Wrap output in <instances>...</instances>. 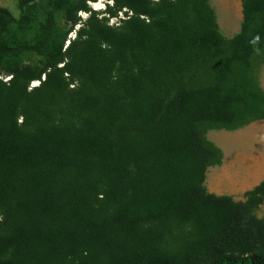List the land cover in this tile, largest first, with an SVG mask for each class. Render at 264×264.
<instances>
[{
    "label": "trees",
    "instance_id": "16d2710c",
    "mask_svg": "<svg viewBox=\"0 0 264 264\" xmlns=\"http://www.w3.org/2000/svg\"><path fill=\"white\" fill-rule=\"evenodd\" d=\"M15 1L16 19L0 8V264H264V180L242 202L202 187L220 159L205 132L264 118V0H239L230 39L206 0H109L106 18L126 10L114 27L97 0Z\"/></svg>",
    "mask_w": 264,
    "mask_h": 264
},
{
    "label": "crops",
    "instance_id": "0c3cea01",
    "mask_svg": "<svg viewBox=\"0 0 264 264\" xmlns=\"http://www.w3.org/2000/svg\"><path fill=\"white\" fill-rule=\"evenodd\" d=\"M206 1L218 34L224 39L233 37L241 22L240 1ZM204 137L220 152L219 163L205 169L204 191L242 202L244 193L264 180V118L231 131L210 130ZM257 209L256 217L264 222V200Z\"/></svg>",
    "mask_w": 264,
    "mask_h": 264
},
{
    "label": "rangeland",
    "instance_id": "374dc122",
    "mask_svg": "<svg viewBox=\"0 0 264 264\" xmlns=\"http://www.w3.org/2000/svg\"><path fill=\"white\" fill-rule=\"evenodd\" d=\"M105 4L110 6V1L109 0H97L96 2L88 3L87 4V8H88L90 13L94 14V17H96V18H104L106 20V25L107 26L114 27V26H116L118 24L119 20L124 18L123 12L126 11V10L120 9L118 12L115 13L114 17H107L106 18V16L103 15V10H104ZM0 8L4 9L9 14V16L12 19H16L18 17L19 13H20V8L18 7V5H17L15 0H0ZM87 15H88V13H83V12H78L76 14L77 18L79 19V22H77L72 27V30L66 36V40H71L73 38V36H74L73 31H75L78 27H80L83 24V22L85 21ZM127 15H129V13H127ZM64 45H66V41L64 42ZM30 57L33 60V56L30 55ZM64 77H65V75H63V78ZM0 79L2 81H4V80L7 79V77H5L2 74H0ZM256 79H257V84H258L259 88L264 93V65H261V66L258 67L257 73H256ZM40 80H41V78H40ZM36 85H37L36 81L30 82L28 84V89L32 88V87H34ZM76 85L77 84L74 81V82H71L67 86L66 92H65L66 96L70 95L71 91H73L75 89ZM208 131H210V130H208ZM206 132H205V134H206ZM257 210L258 209L256 208V210L254 212L255 215H256V211Z\"/></svg>",
    "mask_w": 264,
    "mask_h": 264
}]
</instances>
